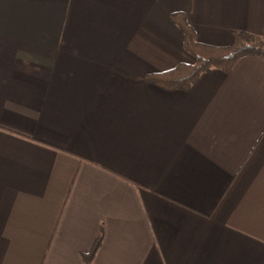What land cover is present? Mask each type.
<instances>
[{
	"label": "crops",
	"instance_id": "crops-1",
	"mask_svg": "<svg viewBox=\"0 0 264 264\" xmlns=\"http://www.w3.org/2000/svg\"><path fill=\"white\" fill-rule=\"evenodd\" d=\"M264 39V0H0V264H264V59L147 80Z\"/></svg>",
	"mask_w": 264,
	"mask_h": 264
},
{
	"label": "trees",
	"instance_id": "trees-1",
	"mask_svg": "<svg viewBox=\"0 0 264 264\" xmlns=\"http://www.w3.org/2000/svg\"><path fill=\"white\" fill-rule=\"evenodd\" d=\"M170 19L180 28L183 48L193 58V63L181 62L162 72L146 75V79L167 89H188L199 76L214 68L229 73L237 60L245 55H256L264 59V39L247 31H234L229 45L218 46L199 42L195 28L182 12L172 13ZM103 238L99 233L93 248L83 255L84 264H92Z\"/></svg>",
	"mask_w": 264,
	"mask_h": 264
}]
</instances>
